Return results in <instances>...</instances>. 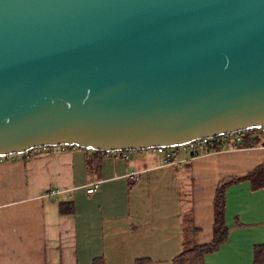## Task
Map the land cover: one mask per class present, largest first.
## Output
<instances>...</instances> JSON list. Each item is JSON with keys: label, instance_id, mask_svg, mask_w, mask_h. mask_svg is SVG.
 <instances>
[{"label": "water", "instance_id": "1", "mask_svg": "<svg viewBox=\"0 0 264 264\" xmlns=\"http://www.w3.org/2000/svg\"><path fill=\"white\" fill-rule=\"evenodd\" d=\"M264 128V0H0V158Z\"/></svg>", "mask_w": 264, "mask_h": 264}, {"label": "crops", "instance_id": "2", "mask_svg": "<svg viewBox=\"0 0 264 264\" xmlns=\"http://www.w3.org/2000/svg\"><path fill=\"white\" fill-rule=\"evenodd\" d=\"M89 151L59 148L0 163V264H173L184 249L212 241L219 183L264 165V146L194 157L181 148L169 164L145 150L106 155L91 173ZM64 203L71 212L60 211ZM224 223L226 240L202 262L252 264L254 246L264 244V189L229 186Z\"/></svg>", "mask_w": 264, "mask_h": 264}, {"label": "trees", "instance_id": "3", "mask_svg": "<svg viewBox=\"0 0 264 264\" xmlns=\"http://www.w3.org/2000/svg\"><path fill=\"white\" fill-rule=\"evenodd\" d=\"M258 129H251L243 131L239 134L240 143L233 141L232 135H225L215 139H212L210 143L204 148L198 149L194 152L189 153L191 157L199 156L202 154H207L211 152H217L225 149H238V148H252L257 146H264V137H260L258 134ZM59 148H74L70 146H60ZM78 148V147H75ZM182 147L170 148L175 151L181 149ZM81 149V148H80ZM31 151H28L29 154ZM89 151V150H88ZM91 152L90 161L88 163L89 172H96V165L98 160L106 156L105 153L100 151H89ZM25 155V154H21ZM18 157L20 155H10L3 159L8 161L9 157ZM172 158L170 159V162ZM93 166L95 168H93ZM247 182L251 191H257L264 189V165L258 166L251 173L243 177H230L219 183L216 188L215 196L213 200L214 208V223H213V238L212 241L204 245H193L189 248L184 249L180 254H178L173 260V264H204L202 262L203 256L215 252L218 247L226 240L229 228L224 223V210H225V200H226V190L229 186L240 183ZM60 211L62 213H69L72 211L71 204L64 203L61 204ZM92 264H105L103 258L94 259ZM134 264H152V262L147 258H141L135 260ZM252 264H264V244L256 245L253 248V261Z\"/></svg>", "mask_w": 264, "mask_h": 264}, {"label": "built area", "instance_id": "4", "mask_svg": "<svg viewBox=\"0 0 264 264\" xmlns=\"http://www.w3.org/2000/svg\"><path fill=\"white\" fill-rule=\"evenodd\" d=\"M241 132H238L236 134H232L233 136V141L236 142V143H240L241 139H240V134ZM260 137H264V128L262 129H258V133H257ZM212 139H197V140H194L186 145H184L182 147V150L186 153V154H189L191 152H194L198 149H201V148H204L205 146H207L210 141ZM57 149H59V147H55V146H48V147H43V148H38V149H34L32 152H53V151H56ZM149 153H157L159 155H161L163 157V161L164 163L166 164H169L170 163V159L174 158L176 153L174 150L170 149V148H152V149H147L145 150ZM102 153H105L106 155L108 156H112V157H115V156H121L123 157L124 159H126V155L128 152H102ZM27 154V153H25ZM4 157H1L0 158V163H3L5 160L3 159ZM15 158L17 157H9L8 159L10 161L14 160ZM131 178L133 179H137L138 178V173L135 172V173H132L131 174ZM98 185L96 183H93L91 185L90 188H88L86 190L87 194H92L96 191ZM59 193L58 190H51L47 195H50V196H55Z\"/></svg>", "mask_w": 264, "mask_h": 264}, {"label": "rangeland", "instance_id": "5", "mask_svg": "<svg viewBox=\"0 0 264 264\" xmlns=\"http://www.w3.org/2000/svg\"><path fill=\"white\" fill-rule=\"evenodd\" d=\"M183 215H184V214H183ZM184 218H185V219L187 218V214H186V212H185Z\"/></svg>", "mask_w": 264, "mask_h": 264}]
</instances>
